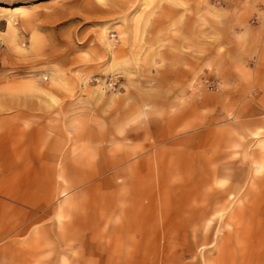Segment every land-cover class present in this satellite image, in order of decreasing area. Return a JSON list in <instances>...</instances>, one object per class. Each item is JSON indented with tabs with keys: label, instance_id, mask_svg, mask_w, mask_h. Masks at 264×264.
Segmentation results:
<instances>
[{
	"label": "rangeland",
	"instance_id": "374dc122",
	"mask_svg": "<svg viewBox=\"0 0 264 264\" xmlns=\"http://www.w3.org/2000/svg\"><path fill=\"white\" fill-rule=\"evenodd\" d=\"M0 264H264V0H0Z\"/></svg>",
	"mask_w": 264,
	"mask_h": 264
}]
</instances>
